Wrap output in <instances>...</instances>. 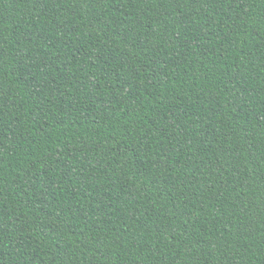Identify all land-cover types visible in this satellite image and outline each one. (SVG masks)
I'll list each match as a JSON object with an SVG mask.
<instances>
[{"label":"trees","instance_id":"trees-1","mask_svg":"<svg viewBox=\"0 0 264 264\" xmlns=\"http://www.w3.org/2000/svg\"><path fill=\"white\" fill-rule=\"evenodd\" d=\"M0 264H264V0H0Z\"/></svg>","mask_w":264,"mask_h":264}]
</instances>
